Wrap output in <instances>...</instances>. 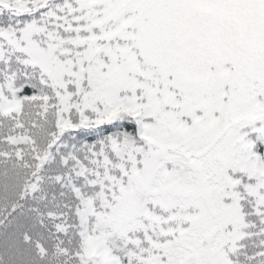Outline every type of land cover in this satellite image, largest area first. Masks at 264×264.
<instances>
[{"label": "snow or ice", "instance_id": "1", "mask_svg": "<svg viewBox=\"0 0 264 264\" xmlns=\"http://www.w3.org/2000/svg\"><path fill=\"white\" fill-rule=\"evenodd\" d=\"M0 264H264V0H0Z\"/></svg>", "mask_w": 264, "mask_h": 264}]
</instances>
